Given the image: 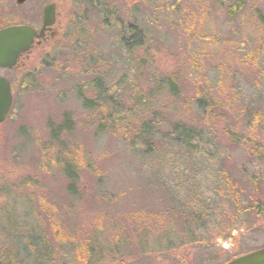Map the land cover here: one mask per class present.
Returning a JSON list of instances; mask_svg holds the SVG:
<instances>
[{
	"label": "rangeland",
	"instance_id": "obj_1",
	"mask_svg": "<svg viewBox=\"0 0 264 264\" xmlns=\"http://www.w3.org/2000/svg\"><path fill=\"white\" fill-rule=\"evenodd\" d=\"M53 1L0 0V28H40ZM59 13L57 36L0 71L13 95L0 264H225L264 248V0H67ZM130 26L143 37L131 51ZM145 124L161 132L148 158ZM175 124L196 148L160 142ZM193 193L208 200L196 221Z\"/></svg>",
	"mask_w": 264,
	"mask_h": 264
},
{
	"label": "water",
	"instance_id": "obj_2",
	"mask_svg": "<svg viewBox=\"0 0 264 264\" xmlns=\"http://www.w3.org/2000/svg\"><path fill=\"white\" fill-rule=\"evenodd\" d=\"M28 0H16L22 5ZM55 5L49 4L44 10L43 27L38 32L29 25L9 26L0 30V68H13L21 54L29 51L35 39L43 38L44 31L55 23ZM12 106V90L9 82L0 77V124L5 121ZM226 264H264V248L233 259Z\"/></svg>",
	"mask_w": 264,
	"mask_h": 264
},
{
	"label": "trees",
	"instance_id": "obj_3",
	"mask_svg": "<svg viewBox=\"0 0 264 264\" xmlns=\"http://www.w3.org/2000/svg\"><path fill=\"white\" fill-rule=\"evenodd\" d=\"M127 31H128L127 34L131 33V36L129 38L125 37V35L121 36V43H122V46L124 47V49H127V50L129 49L131 51L135 47H139V45H137V42H136L135 46L129 47V40H131L132 38L133 39L137 38V40H138V38H139L141 41L143 37L141 36L142 35L141 31L136 26L128 27ZM132 32H133V34H132ZM195 104L197 105V108H199L198 109L199 111H204L205 103L202 100V98L201 99L197 98ZM153 124L155 126V123H153ZM152 127H150V124H145L144 127H142V130L134 136V138L136 139L135 142L140 143V141L143 140V142H141V143H144V145H143L144 148L142 147L143 149L142 148L140 149V150L144 151V153H143L144 155L140 154V156L142 158H148V157L152 156L156 151V149L153 148L154 144H152L153 143L152 139L154 137H156V135L154 136V134L159 135V134H161V132L160 131L156 132V130ZM196 133L197 132H195L194 127H190L189 125H184V124L183 125L182 124H175L173 126L172 131L170 132L169 136L167 138L165 136L166 139H164V140L162 139L160 142L172 144V146L175 148H180L183 150H188V151L190 150L191 151L192 149L196 148L195 146L197 144L194 145L195 141L196 140H197V142L199 141L197 139L198 136L195 135ZM135 142L133 144H135ZM139 146H140L139 144H138V146L136 145V148L139 149L138 148ZM134 148H135V146H134ZM138 154H139V152H138ZM137 156L140 157L139 155H137ZM187 196L190 199L191 198L194 199V200H191V202H189V203H190V214L194 215L190 218V220H195V217H197L198 215H201L200 213L206 209V208H204V204L208 200L202 199L203 197L201 196V194H198V193H196L195 195L193 193L192 196L188 194ZM40 239L41 238H39V243H40V245L42 244V246H43L44 240L42 241L43 242L42 243L40 241ZM88 249H90V246H88ZM90 253H91V251L88 250V255H87L88 260H90L89 259ZM84 262L87 264L88 261H84ZM3 263L4 264H10V261L4 259Z\"/></svg>",
	"mask_w": 264,
	"mask_h": 264
},
{
	"label": "flooded vegetation",
	"instance_id": "obj_4",
	"mask_svg": "<svg viewBox=\"0 0 264 264\" xmlns=\"http://www.w3.org/2000/svg\"><path fill=\"white\" fill-rule=\"evenodd\" d=\"M67 2V0H54L53 2H51L52 4L55 5V14H56V18H55V23L52 27L50 28H47L45 31H44V35H43V38L42 39H35L34 41V44L32 46V49L24 54H21L20 57H19V60H18V66L17 67H13V68H1L0 71H5V70H13V69H16L20 66V64L22 63V61L24 60V57L26 55H28L29 53H31V51L36 47V46H40L41 44L43 43H46L48 40H50L52 37L54 36H57L59 33H60V27L57 26V22H58V18L60 17V13H59V9L61 8V5L63 3ZM49 3V4H51ZM11 25H14V24H10V25H7V26H4L0 29H3V28H6L8 26H11ZM43 26V21H42V25L40 28H36L34 27L37 31H40V29L42 28ZM1 77H3L2 75H0ZM5 78V77H3ZM6 79V78H5ZM8 81V79H6ZM259 250V249H258ZM240 257V256H239ZM235 259V258H234Z\"/></svg>",
	"mask_w": 264,
	"mask_h": 264
}]
</instances>
